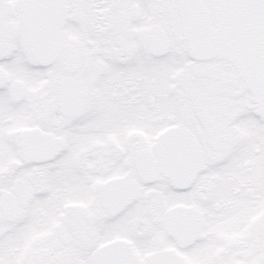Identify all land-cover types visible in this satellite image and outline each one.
<instances>
[{
	"label": "snow or ice",
	"instance_id": "6c2138e0",
	"mask_svg": "<svg viewBox=\"0 0 264 264\" xmlns=\"http://www.w3.org/2000/svg\"><path fill=\"white\" fill-rule=\"evenodd\" d=\"M0 264H264V0H0Z\"/></svg>",
	"mask_w": 264,
	"mask_h": 264
}]
</instances>
